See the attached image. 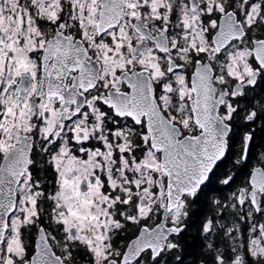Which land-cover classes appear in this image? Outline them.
<instances>
[{"label": "snow or ice", "instance_id": "obj_1", "mask_svg": "<svg viewBox=\"0 0 264 264\" xmlns=\"http://www.w3.org/2000/svg\"><path fill=\"white\" fill-rule=\"evenodd\" d=\"M0 264H264V0H0Z\"/></svg>", "mask_w": 264, "mask_h": 264}]
</instances>
